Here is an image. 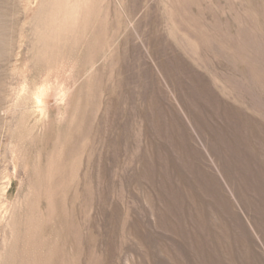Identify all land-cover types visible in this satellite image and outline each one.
Returning a JSON list of instances; mask_svg holds the SVG:
<instances>
[{
	"label": "rangeland",
	"instance_id": "obj_1",
	"mask_svg": "<svg viewBox=\"0 0 264 264\" xmlns=\"http://www.w3.org/2000/svg\"><path fill=\"white\" fill-rule=\"evenodd\" d=\"M0 264H264V0H0Z\"/></svg>",
	"mask_w": 264,
	"mask_h": 264
}]
</instances>
